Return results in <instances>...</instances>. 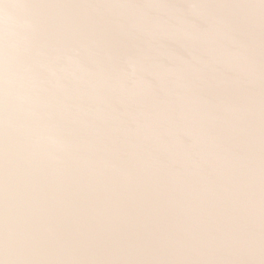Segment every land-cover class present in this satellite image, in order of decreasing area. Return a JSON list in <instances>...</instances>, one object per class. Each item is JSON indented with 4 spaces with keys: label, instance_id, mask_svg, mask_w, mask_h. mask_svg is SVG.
<instances>
[{
    "label": "rangeland",
    "instance_id": "374dc122",
    "mask_svg": "<svg viewBox=\"0 0 264 264\" xmlns=\"http://www.w3.org/2000/svg\"><path fill=\"white\" fill-rule=\"evenodd\" d=\"M171 1L0 0V264H107L110 255L103 235L119 241L113 264L119 257L121 264L132 258L131 250L150 247L147 241L141 242V232L131 236L114 225L104 234L99 216L90 217L92 200L88 199L85 206L84 202L114 163L107 148L115 124L109 113L115 106L107 76L111 86L114 76L128 74L123 66L132 60L141 61L140 70L147 71V75H160L164 65L176 73L179 62L171 41L182 20L206 11L219 29L234 5L233 0ZM202 3L206 7H201ZM260 4L255 19L257 32L264 40V0ZM156 5L160 6L158 10ZM163 22L165 30L160 31ZM158 27L165 48L152 45ZM130 33L143 35V43L136 46L141 50L137 57L127 42ZM202 33L209 35L206 30ZM252 36L249 32V48L255 47ZM197 42L204 50L203 35ZM221 43L227 46L226 41ZM179 69L172 81L167 75L156 83L160 87H155L156 93L167 92L159 99L157 118L147 102L136 101L137 116L162 127L163 143L171 142L170 159L163 170H156L159 181H165L177 163V150L183 141L181 121L191 109L180 89L183 73ZM210 76L219 78L217 71ZM214 79L207 80L210 83ZM200 84L197 82L191 102L196 103L198 113L203 107L208 112L202 120L204 131L196 134L190 149L203 151L199 160L203 173H197L198 177L209 170L213 180L202 189L204 195L196 194L200 195L197 202L181 210L184 217L165 221L159 236L164 247L157 244L155 264H180L168 247L170 238L175 234L184 238L180 250L187 244L186 239L193 240L200 234L201 230L196 229L200 223L213 234L221 231L224 218L248 192V171L235 156L240 148H232L233 143L239 144L233 140L237 133H231L236 129L235 119L226 123L228 144L223 136L219 141L212 129L222 124L214 118L220 111L227 113L229 107L226 100L214 102L210 98L209 93L214 96L216 91L206 78ZM241 86L233 97L243 104L239 110L248 122L259 128L256 138L264 130L263 77L254 76ZM163 133H159L158 142ZM154 155L161 156L158 148ZM231 205L233 208L227 210ZM150 214L148 211L137 221L144 232Z\"/></svg>",
    "mask_w": 264,
    "mask_h": 264
},
{
    "label": "water",
    "instance_id": "95a60500",
    "mask_svg": "<svg viewBox=\"0 0 264 264\" xmlns=\"http://www.w3.org/2000/svg\"><path fill=\"white\" fill-rule=\"evenodd\" d=\"M166 2L173 3L171 0H166ZM233 2L234 5L219 29L215 28V19L203 11L200 15H196L197 17L195 16L194 21L192 20L195 17H185L182 20L183 24L178 25L174 32L171 45L183 73L180 89L185 97L184 102L189 104L188 107L191 105V109L188 111V116L183 117L181 121L183 128L180 131V139L186 144L180 142L181 145L177 150V163L170 174L166 172L165 181L155 178L159 175L156 170L158 168L163 170L166 160L170 159L171 142H164L168 145L166 148V145H163L164 131L160 130L162 127L155 125V122L152 124L145 122L143 118L137 116L139 109L136 101L138 103L147 102L148 107L157 118L158 105L161 103V101L158 103L159 99L161 100L167 92L156 93L155 87L156 89L160 88L156 86V83L167 75V78L172 81L173 77L178 76L179 67V71L176 70L177 72L174 73L169 66L166 69V65H164L162 73L153 76L147 75V71L140 70L141 61L132 60L128 62V65L123 66V69L128 73L126 76H123L122 73L114 76L111 86L108 76L106 78L109 89L113 91V96L110 97L115 106L109 109L115 124L110 129V139L107 144L114 163L111 170L97 181V188L90 191L84 206L88 199L92 200L90 205L93 206V212L90 213V217L99 216L103 222V231L105 229L112 230L115 225L122 232L131 233V236L141 235V232L143 235L140 236L142 237L141 242L147 241L150 244L146 250H131L134 254L124 264H155L157 244L161 243L160 247H164L163 238L161 239L159 236L162 234L160 230L165 221L170 218L184 217L185 214L181 215V210H187L191 203L197 202V196L203 194L202 189L210 186L211 182L209 181L213 180V173L209 170L202 177H198L197 173H203L199 161L203 151L201 149V153L199 150L190 149L196 134L204 131L202 120L208 111L206 107H203L201 109L202 116L199 118L201 113H198L196 103L191 102V99L194 98L192 95L197 90V82L200 84V81L205 78L211 88L216 91L214 96L209 93L210 98L214 102L217 99L221 102L226 100L229 107L227 113L225 110L220 111L214 118L215 121L222 124V126L212 129L213 135L218 137L219 141L222 139L220 136H223L228 144L226 123H228V119H230V123L235 119L236 129L231 133H237L233 140L238 141L239 144L233 143L235 145H232V148L235 150L240 148L236 151L235 156L239 157L242 168L248 171L246 182L250 183L247 186L245 184L248 192L237 201L239 203L237 207L233 208L234 205L228 207L227 210L233 209L229 215L224 216L225 226L221 231L213 234V231L208 230L200 223L196 227L197 230H201L200 234H196L193 240L186 239L188 242L182 249L179 250L181 248L180 241L184 238L178 234L173 235L167 244L170 252L177 257L176 260H179L180 264L183 262L188 264H264V130L259 137L254 138L256 133L259 134V128L256 129L252 122H248L246 114L244 115L239 110V106L243 108V104L236 103L233 97L235 91L254 76L262 75L264 80V40L257 32L259 28L255 19L260 0H233ZM159 7L156 5V10ZM201 7L206 6L202 3ZM162 26L160 31L165 30L164 22ZM202 29L203 31H200ZM204 30L209 35L205 36L202 33ZM249 32L253 35L255 46L253 48H249L250 41L247 38ZM128 35L127 42L131 43L132 53L137 52L134 55L137 57L138 51L141 50L136 49V46L143 43V38H141L143 35L140 34V37L135 33ZM201 35H203L204 50H200L197 42ZM154 37L156 39L152 45L158 47L164 45L163 48H165V44L159 37V27L156 28ZM187 37H192V39ZM147 39L148 37L145 36V41ZM221 40L226 41L227 46L223 47ZM224 56L227 57L224 58ZM215 65H217V69H214ZM117 69H122V67ZM215 71L219 74L217 80L210 76ZM207 79L214 80L209 83ZM205 88L207 92H210V89ZM236 115L238 119H236ZM119 126L124 129H120ZM126 131L127 133L124 134ZM159 133H163L159 136L161 137L160 142L157 141ZM148 143L149 147L145 146ZM154 146L161 152L160 157L154 155L156 149ZM206 146L210 147L211 145L208 143ZM223 175L224 173L221 171V176ZM191 192L193 193L192 197H190ZM198 193L200 195H196ZM228 194L231 198V190ZM95 208L100 210L95 212ZM148 211L151 214L146 218L147 224L144 232L141 230L142 225L137 221ZM104 234H106L105 231ZM135 238L138 237L135 236ZM99 239L101 238L99 237ZM102 240H106L108 245L107 255L110 257L107 264H113L115 249L116 246L118 247L119 241L112 240L105 235L102 236ZM186 256H188V262ZM106 257L107 260L108 256ZM122 262L119 257L116 264Z\"/></svg>",
    "mask_w": 264,
    "mask_h": 264
}]
</instances>
